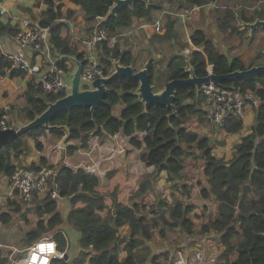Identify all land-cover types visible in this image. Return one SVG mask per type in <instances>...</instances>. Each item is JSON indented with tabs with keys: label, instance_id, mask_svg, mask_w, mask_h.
<instances>
[{
	"label": "trees",
	"instance_id": "1",
	"mask_svg": "<svg viewBox=\"0 0 264 264\" xmlns=\"http://www.w3.org/2000/svg\"><path fill=\"white\" fill-rule=\"evenodd\" d=\"M37 5H46V10L41 12L39 23L51 28V41L61 54L76 55L80 60H85L83 53L78 52L67 36L62 35L65 25L59 21L62 15V5H57L61 0H36ZM84 11L87 21L96 24L98 18L105 17L113 0H71ZM171 6L170 1L166 0ZM245 1V0H241ZM255 15L249 17L243 10V22L264 20V0ZM147 5L144 1L135 2L133 8L124 7L117 15L107 21L100 22L99 29L110 35L119 34L122 29L131 27L134 19L148 18L153 11L162 10L161 4ZM215 0H179L177 11L188 12L193 8L207 6ZM176 11V12H177ZM234 11L227 10L224 16L218 18L219 28L222 31L230 28L237 33L239 28L232 24ZM177 19L173 14H168L165 32L155 34V38L172 40L178 39L176 29ZM18 31L17 27L4 24L0 21V36H13ZM238 34H242L238 32ZM192 43L199 48L189 56L174 55L168 60L167 69L158 68L154 60L151 61L149 72L155 90L164 88V84L172 79H183L191 74V67L196 76L203 77L208 74V66L212 65L213 73L221 75L235 70H243L262 62H251L247 65L241 58L232 60L220 52L216 44L208 38L203 29L195 30L191 35ZM101 66L105 74L109 75L113 69L110 59L121 60L123 65H131L134 56L130 51L121 50L118 43L114 48H109L107 43H100ZM62 64V63H61ZM9 67L5 57H0V71L4 72ZM13 77H20L21 73H12ZM158 82V83H156ZM161 84L158 85V84ZM224 86H233L242 91L250 90L261 99V104L255 108L256 122L252 132L244 136L235 146L234 158L230 161L219 159L212 155L210 139L201 136L197 131L189 129L187 123L192 116H197L199 121H209L207 112L203 109L201 91L195 86H186L179 89L174 101L173 110L160 105H151L148 109L135 91L139 87L137 80L119 78L112 81L108 87L109 92L105 102L99 105L94 113L89 107L74 108L70 112L58 114L51 125L56 126L50 130L55 135L63 138L69 133V138L78 140V144L69 146L68 153L73 154L80 148H87L92 136H115L122 133L135 149H144L142 160L147 166H155L156 172L167 171V180L171 181L173 189L188 190L187 184L178 183L182 178L187 149L197 146L203 152L206 162L205 174L209 177V187L202 190L204 197L214 196L218 201L217 217L205 224L201 233L214 229L220 234L219 240L225 246L220 255L218 264H264V75L258 79H241L235 82H226ZM65 93L43 94L36 89L32 82L22 96L20 104L23 105L20 116L25 121H31L47 109L49 102L64 97ZM190 100V101H189ZM19 104V105H20ZM123 104L124 108L119 116H115L114 108ZM3 110L0 108V113ZM243 119L230 118L222 127L227 133H237L243 128ZM10 126V125H9ZM62 126V127H59ZM64 126H67L69 132ZM39 127L17 138L13 143L0 148V174L11 177L16 169L15 164L21 154L29 150L28 138L34 139L36 149L42 152L44 143L41 140L42 130ZM33 168L48 166L45 157H41L39 164L30 165ZM56 185L61 197H69L71 206L66 217L58 209V200L46 197L37 205L36 213L39 220L36 227L27 233L26 243L30 246L39 240L43 233L53 232L52 239L57 243V249L64 254L61 258H54L50 264H160L161 257H168V253L153 255L149 261L150 248L146 244L152 238V228L162 226V235L166 230L180 227L187 234L192 235L193 222L189 214L194 210L193 204H185L181 199L174 198L175 194L164 197L151 207L150 212L154 217L138 214V209L143 206L139 202L125 205L117 201L111 208L107 197L99 191V177L84 168L74 169L68 165L57 167ZM152 182L144 179L135 193V197L143 196L151 187ZM15 203V202H14ZM19 209V207H17ZM46 215V216H45ZM4 221L10 216L2 215ZM8 217V218H6ZM72 225L80 233L79 244L82 251L73 260H68L69 238L61 227L64 223ZM129 225L128 238H120L119 229ZM237 241L235 242V240ZM93 248L95 254L89 251ZM127 256L121 258V252ZM236 253V256L232 255ZM0 264H10L9 256L0 257Z\"/></svg>",
	"mask_w": 264,
	"mask_h": 264
},
{
	"label": "crops",
	"instance_id": "2",
	"mask_svg": "<svg viewBox=\"0 0 264 264\" xmlns=\"http://www.w3.org/2000/svg\"><path fill=\"white\" fill-rule=\"evenodd\" d=\"M152 3L154 5L161 4L163 9L153 11L151 16L148 18L134 19L133 25L131 27L122 29L117 35H119V44L121 50L130 51L133 54L134 61L132 65L134 66L135 70L142 69L147 62L154 60L158 68L165 71L167 69V62L172 56L184 54L174 51L177 49L175 48L177 47L176 39H159L155 38V34H163L165 32L168 14H174V16H176L177 25L180 17L177 18L178 13H173L165 7L167 4L166 0H152ZM37 4L38 1L36 0H1L0 21L4 24H10L12 27L17 28H19L21 21L24 18H30L34 21H39L41 12L46 10L47 7L44 4H41L40 6ZM56 4L62 5V15L59 19V21L65 25L62 35L67 36L71 44L77 48L78 52L83 53L85 56L86 48L83 45L82 40L94 32L97 26L100 25V22H103L104 17L98 18L95 26H92V24L87 21L84 11L81 9V7L73 4L71 0L57 1ZM213 4L215 3H211L204 7L193 8L192 11L210 7L213 6ZM164 14L165 19L163 18ZM11 37L12 36L6 40L8 44L7 50L14 52L16 49V42H14V38ZM90 52L95 58L100 59L99 48L90 50ZM70 64L74 66L72 62H70ZM28 83L30 82L22 77H16L6 82L0 81V107L11 105L12 109L9 117L7 118V122L11 127H16L19 122L27 123V121L23 120L22 118L20 119L21 116L19 113H21L23 108V105L20 104V102L22 100L23 94L28 88ZM123 108V104H118L115 106V116H119ZM16 112L17 116L15 115ZM192 117H195L196 119L195 121L190 122L192 121ZM192 117L187 123L188 128L197 131L203 137H208L210 139L212 155L219 159H224L225 161H230L234 158L236 144H238L244 136L252 132V127L256 122L255 108H246L245 116L243 118L244 125L239 132L227 133L225 130H218L220 131V137L225 140L223 143L220 141L219 145L218 143H215V140L221 139L220 137L215 138L212 135V132L209 128L211 124L208 123V120L201 122L197 116ZM94 136L91 137L87 148L78 149L73 153L74 155L66 156L65 161L62 162L70 167L78 164H84L85 167L81 166L72 168H84L88 172L90 171V173L96 175L97 173L93 170H101L102 174L108 177V179L105 178L107 181V188L109 191H112V193L107 194L106 197L110 206L112 205L111 208L113 210V202L117 200L118 202L125 205H132L134 202H139L143 206L138 209V214L148 215L150 218H152L154 217V213L150 212L151 207L157 204L158 201L164 197H168V199L171 200L169 195L173 193L175 196L172 198V200L178 198L181 199L185 204L190 203L195 206L194 210L189 214V218L193 222L194 233L192 235L187 234L180 227L166 230L164 235L160 233L164 227L158 226L152 228V238L146 241V244L150 248L149 261L153 255L169 252L167 255L168 257H161L158 260V263L177 264L176 262L178 260L188 261L194 256L197 250H202L207 257L208 264H218L220 262V255L225 250V246L219 240L220 234L214 229H210L208 232L201 233L202 227L217 217L219 205L214 196L204 197L202 195V190L209 187V177L205 174L206 162L203 157V152L201 150H195L194 154L185 158V166L182 171V178L177 180L178 183L187 184L188 190L183 191L182 188L173 189L171 187V181L167 180V171L156 172L155 166H147L141 158L145 150L135 149L129 144L128 138H126L122 133H118L115 136L106 135L102 138L98 136L99 138H95L93 140ZM59 140H63L64 146H67L65 145L68 142L67 139L64 140V138H59ZM27 142L29 145V150L21 154L19 160H17L15 164L29 166L33 163L39 164L41 157H45L49 165H52L54 168L58 169L57 167L60 165L45 155L44 141V149L42 152L37 151L34 139L28 138ZM95 142L98 144L97 151H89L90 145H95ZM69 146L72 145H68L67 147ZM117 162L121 164L120 168L114 166V164ZM145 178L152 182L151 187L143 196L135 197V193L137 192L140 183ZM104 182L105 180L103 179L102 183ZM152 191H155L157 194H159L158 200L157 198L151 197V194H153ZM150 197L154 201L152 200L149 204H147V201L144 200L150 199ZM60 200L62 201L60 202ZM67 200L70 204L67 202ZM16 202L21 204L23 201L19 199L16 194H12L10 178L4 174H0V208L7 207L4 210H10L12 208L17 216H23L25 211L21 208L20 204L19 209L15 207ZM31 203L27 204L31 205ZM61 203H67L69 211L71 206L69 197H61L58 199V209L60 212L61 210L59 205ZM68 211L66 214H63L62 212L61 213L64 215V217H66ZM3 214L9 215L10 213L3 212L2 215ZM38 220L39 219H37V221ZM36 223L33 227L36 226ZM63 225L66 226L63 228ZM63 225L60 228L64 229L68 235L69 248L73 246V248L78 250H75L77 252L75 256L69 253L71 259H74L82 251V248L79 244L80 233L68 223ZM68 226L78 232L77 234H74L75 241L77 242H74L73 244L67 231ZM129 233L130 227L129 225H125L119 229L118 235L120 238H128ZM170 236H173V238ZM175 240H178L179 244L175 243ZM236 241L237 239L235 242ZM216 242L219 243L215 244ZM204 245H206L208 249ZM89 251L91 252V256L95 254V251L92 247H90ZM120 256L123 259L127 256V253L122 251ZM232 256L235 257L236 253H234ZM87 264L89 263L87 262Z\"/></svg>",
	"mask_w": 264,
	"mask_h": 264
},
{
	"label": "built area",
	"instance_id": "3",
	"mask_svg": "<svg viewBox=\"0 0 264 264\" xmlns=\"http://www.w3.org/2000/svg\"><path fill=\"white\" fill-rule=\"evenodd\" d=\"M1 3V0H0ZM99 25L94 32L83 39L86 48L82 81L85 87L100 77H106L101 60L95 58L90 50L97 49L100 43H107L109 48H114L118 42V36L110 35L100 30ZM18 31L11 38L16 42L14 52L7 50V35L0 36V57H5L9 67L0 71V81L6 82L14 79L12 73H21L20 77L32 82L33 86L43 94H67L71 89V72L74 66L69 61L61 60V53L51 41V28L43 26L39 21L24 18ZM195 50L199 48L193 45ZM187 54L191 50L185 51ZM62 63V64H61ZM213 66H208V74L213 73ZM204 99V110L211 124L223 126L230 118H244L246 108L258 107L261 99L252 91H242L233 86L205 85L200 90ZM0 124L2 128H9L7 118L11 112V105L0 107ZM58 169L48 166L33 168L29 165L17 164L14 174L10 177L11 192L16 194L23 202L31 203L35 199H60V192L56 185ZM61 253V255H58ZM62 252L57 249V243L53 239H39L33 242L21 258H10V264H50L54 258H61ZM59 256V257H57ZM177 264H208L206 255L202 250H197L188 261L178 260Z\"/></svg>",
	"mask_w": 264,
	"mask_h": 264
},
{
	"label": "rangeland",
	"instance_id": "4",
	"mask_svg": "<svg viewBox=\"0 0 264 264\" xmlns=\"http://www.w3.org/2000/svg\"><path fill=\"white\" fill-rule=\"evenodd\" d=\"M177 2H179V0H173V1H170V3L172 4L171 6L169 5L168 2L165 5V7L169 11H172L173 13H178L177 18L180 17L178 21V25L176 24V29L179 32V37L176 40L177 47L175 48L177 49L174 51L181 52L184 55L189 56L191 53L187 54L185 51L187 49L191 50V52L192 50H194V48H192V45L194 44L191 41V35L197 29H203L206 32L208 38L211 39L216 44L217 48L220 51H223V52L230 51V54L228 55L230 58H232V56L239 57L243 61H245L247 65H250L253 58L257 57L260 53H262V51H264V29L259 27L255 31V33H251L249 29L243 28L244 22L241 18V12L243 10L248 14L249 17H253L255 15V10L257 11L258 8H260V6L262 5L261 1H257V0H245V1L215 0V2H213L215 3L213 4V6L201 8L200 10H197V11H192L193 9H191L188 12H184V13H181L182 11L176 10ZM227 10L234 11L235 17H234V20L232 21V24L239 28V31H237V33L232 32L230 28H228V30L226 31H222L219 28V24L217 22L218 18L224 16ZM163 18L165 19V14L163 15ZM238 32H241L242 34L240 35L238 34ZM117 36H118V42H119V35ZM158 85L161 86L160 83ZM203 103H204V99H203ZM15 115L17 116V112ZM195 119H196L195 117H192V121L190 122L195 121ZM208 123H210V121H208ZM209 128L212 132V135L215 138H219L220 131L225 130L223 129L222 126H215L213 124H211ZM99 137L98 135L94 136L93 140ZM59 138L61 137L55 135L49 129L45 127L43 128L41 140L44 141L45 143V155L49 159H52L53 161L57 162L58 165H63L65 163H63L62 161H65L66 156L74 155V154L68 153L67 146L78 144V140H75V139L69 140L65 144L67 145L66 146L67 148H66L63 144V140L60 141ZM220 139L221 140L219 139L215 140V143H218L220 145V141H222L221 143L225 142V140H223L222 137H220ZM97 145L98 144H96V142H95V145L91 144L89 147L90 149L89 151L96 152ZM81 150H87V149H81ZM195 150H201V149H199L196 145L192 146L191 148L187 149V152H189L187 157L194 154ZM81 166H84V164H78L72 167L77 168ZM114 166L117 168H120L121 164L117 162L114 164ZM93 171H95L97 175L99 176L100 191L105 196H107V194H111L112 191H109V189L107 188L106 179H108V177L104 176L101 170L99 169H95ZM103 179L105 180L104 183H102ZM152 193L153 194H151V197L157 198L158 200L159 194H157L155 191H152ZM151 197L150 199H145L144 201H147V204H149L153 200ZM42 201L43 199L37 198L31 203V205H28L26 202H22L21 204L19 202H16L15 207H19L21 205V208L25 211L23 216L21 215L17 216V214L13 211L12 208L10 210H4L7 207H3V206H2L3 208H0V257H7L8 255L9 260H10V258H21L22 256H24L25 250L28 248V244L26 243L25 238H26L27 233L36 227V226L33 227L37 219H39L36 213V208H37V205H39ZM61 201L62 200H60V202ZM67 202L69 203L68 200ZM59 208L63 214H66L69 207L67 203H61L59 205ZM1 211L9 212L11 214V215L9 214L10 218L6 217L8 218L7 221H4L2 217L3 212ZM64 226L66 225H63L62 227L64 228ZM67 231H68L69 237L71 238L72 244L74 242H77L75 241L74 234H77L78 232L75 229H71L70 226L67 227ZM53 232L43 233L40 239H44V238L52 239ZM170 237L173 238V236H170ZM175 241H176L175 243L179 244L178 240H175ZM218 243L219 242H216L215 244H218ZM204 246L208 249L206 245ZM78 248H79V245H78ZM68 249H69V251L67 252L68 254L70 253L73 256L77 254L76 251L78 250L73 248V246ZM166 253H169V252H166ZM58 255H61V253H59ZM68 260L71 261L73 259H71V257L68 255Z\"/></svg>",
	"mask_w": 264,
	"mask_h": 264
},
{
	"label": "water",
	"instance_id": "5",
	"mask_svg": "<svg viewBox=\"0 0 264 264\" xmlns=\"http://www.w3.org/2000/svg\"><path fill=\"white\" fill-rule=\"evenodd\" d=\"M138 1H144L147 5L151 4L150 0H113L114 4L103 21H107L109 18L117 15L119 10L124 7L133 8L134 3ZM259 27L264 29V20L257 19L254 22L243 23V28L250 29L251 33H254ZM61 60L70 61L74 64V69L71 72L70 91L64 97L54 102H49L47 109L43 113L31 121H27V123L19 122L16 127L5 129L0 124V148L13 143L17 138L35 128L45 127L49 130L54 129L56 126L51 125V120L60 113L70 112L74 108L79 107H89L91 112L94 113L95 109L105 102V98L109 92L108 85L119 78H128L139 82V87L135 91V94L144 103L146 109L151 105H160L173 110L175 113L174 101L176 93L183 87L195 86L200 91L203 86L211 83L223 85L226 82H235L241 79H258L264 75V64L255 65L243 70H235L227 74L218 75L210 73L203 77L196 76L193 68L190 67L188 69L191 74L189 77L169 80L164 84L163 89L156 91L155 86L152 84V76L149 72L151 61L147 62L142 69L135 70L132 64L123 65L121 60L110 59L113 63L111 73L106 77L93 80L88 87H85L82 81L83 60H80L76 55L69 54H62ZM64 127L69 132L67 126ZM68 138L69 133L64 137V140ZM68 255L66 254L67 259Z\"/></svg>",
	"mask_w": 264,
	"mask_h": 264
},
{
	"label": "flooded vegetation",
	"instance_id": "6",
	"mask_svg": "<svg viewBox=\"0 0 264 264\" xmlns=\"http://www.w3.org/2000/svg\"><path fill=\"white\" fill-rule=\"evenodd\" d=\"M261 28V27H260ZM250 30V29H249ZM257 30V29H256ZM251 31V30H250ZM255 33V32H254ZM221 53H223V54H226L227 56L230 54V51H228V52H223V51H220ZM228 58L230 59V60H232V59H234V58H237V57H235V56H232V58H230L229 56H228ZM264 60V51H262V53H260L257 57H254L253 58V60H252V62L254 61V62H256V63H259V62H262Z\"/></svg>",
	"mask_w": 264,
	"mask_h": 264
}]
</instances>
